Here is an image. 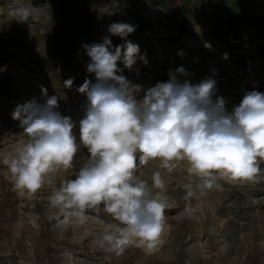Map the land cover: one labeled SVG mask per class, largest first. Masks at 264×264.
<instances>
[{
    "label": "rangeland",
    "instance_id": "1",
    "mask_svg": "<svg viewBox=\"0 0 264 264\" xmlns=\"http://www.w3.org/2000/svg\"><path fill=\"white\" fill-rule=\"evenodd\" d=\"M31 6L37 11L27 20L14 16ZM113 22L136 26L127 40L147 59L138 55L127 69L118 62V74L141 86L137 99L170 72L181 83L214 79L213 99L222 98L228 112L247 91L264 93V0H0V264H264V162L251 180L217 175L208 189L186 161L167 173L159 159L150 160L137 175L165 205L163 231L154 249L133 245L120 255L97 246L105 231L123 227L103 205L87 210L80 223L50 203L87 162L86 148L72 168L49 173L37 192L14 190L4 161L28 138L12 112L33 98L44 103L43 86L58 97L56 110L75 123L79 142L86 96L76 89L86 77L96 81L82 44L104 36L114 46L124 44L108 32ZM180 66L187 75L175 72ZM69 78L72 87L65 86ZM157 170L163 190L153 186Z\"/></svg>",
    "mask_w": 264,
    "mask_h": 264
},
{
    "label": "clouds",
    "instance_id": "2",
    "mask_svg": "<svg viewBox=\"0 0 264 264\" xmlns=\"http://www.w3.org/2000/svg\"><path fill=\"white\" fill-rule=\"evenodd\" d=\"M36 11L34 6L20 7L14 16L27 20ZM135 30L133 24L113 22L108 32L125 40L124 44L114 46L109 36L102 37V42L82 44L90 58L87 72L96 81L86 77L76 89L86 96L79 142L71 117L56 110L58 97L48 96L41 86L44 103L33 98L12 112L28 139L4 161L14 190L23 195L37 192L49 173L72 168L79 149L86 148L87 162L74 179L54 192L50 203L80 223L86 221L87 210L103 205L123 227L105 231L96 243L117 255L133 245L152 250L159 243L165 205L153 198L147 182L137 175L150 160L159 159L167 173L175 170L177 162L186 161L189 173L208 189L217 175L251 180L264 162V93L247 91L228 112L222 98L213 99L214 79L181 83L170 72L166 82H157L137 99L141 86L118 74L123 71L118 62L124 69L131 68L138 55L147 64L139 46L127 40ZM175 72L188 74L183 66ZM64 83L73 86L71 78ZM152 182L156 189L165 188L160 170L153 172ZM185 187L191 197V188Z\"/></svg>",
    "mask_w": 264,
    "mask_h": 264
}]
</instances>
